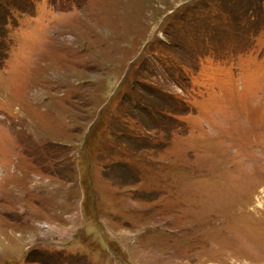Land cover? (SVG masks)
<instances>
[{"label": "rangeland", "instance_id": "obj_1", "mask_svg": "<svg viewBox=\"0 0 264 264\" xmlns=\"http://www.w3.org/2000/svg\"><path fill=\"white\" fill-rule=\"evenodd\" d=\"M0 264H264V0H0Z\"/></svg>", "mask_w": 264, "mask_h": 264}]
</instances>
